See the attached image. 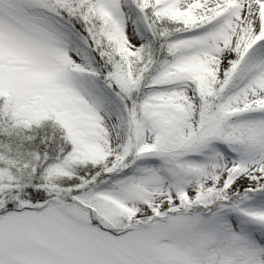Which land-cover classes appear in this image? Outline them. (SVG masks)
<instances>
[{
  "label": "snow or ice",
  "instance_id": "snow-or-ice-1",
  "mask_svg": "<svg viewBox=\"0 0 264 264\" xmlns=\"http://www.w3.org/2000/svg\"><path fill=\"white\" fill-rule=\"evenodd\" d=\"M0 264H264V0H0Z\"/></svg>",
  "mask_w": 264,
  "mask_h": 264
}]
</instances>
